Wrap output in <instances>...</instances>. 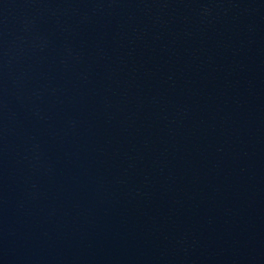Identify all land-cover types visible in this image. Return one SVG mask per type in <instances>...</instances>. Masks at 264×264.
Returning <instances> with one entry per match:
<instances>
[{
  "label": "water",
  "instance_id": "95a60500",
  "mask_svg": "<svg viewBox=\"0 0 264 264\" xmlns=\"http://www.w3.org/2000/svg\"><path fill=\"white\" fill-rule=\"evenodd\" d=\"M0 264H264V0H0Z\"/></svg>",
  "mask_w": 264,
  "mask_h": 264
}]
</instances>
